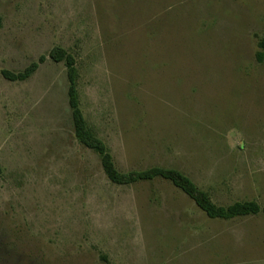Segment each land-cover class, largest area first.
I'll return each instance as SVG.
<instances>
[{
  "label": "rangeland",
  "instance_id": "rangeland-1",
  "mask_svg": "<svg viewBox=\"0 0 264 264\" xmlns=\"http://www.w3.org/2000/svg\"><path fill=\"white\" fill-rule=\"evenodd\" d=\"M264 0H0V264H264V216L209 218L164 179L117 185L75 135L81 109L123 172L177 169L264 206ZM47 56L27 81L2 75Z\"/></svg>",
  "mask_w": 264,
  "mask_h": 264
},
{
  "label": "trees",
  "instance_id": "trees-1",
  "mask_svg": "<svg viewBox=\"0 0 264 264\" xmlns=\"http://www.w3.org/2000/svg\"><path fill=\"white\" fill-rule=\"evenodd\" d=\"M257 60L264 61V37L260 39ZM49 56L55 62H65L69 81L68 99L72 112L75 135L78 141L85 147L93 150L100 157L103 170L108 179L117 185H133L139 182L164 179L173 186L184 192L195 204L211 219L233 220L235 218L248 217L262 214L264 206L256 200L237 201L229 205H220L213 201L211 195L202 190L197 184L183 172L174 168L152 167L142 171H121L114 160L109 146L89 126L81 109L80 95L78 90V68L75 56L60 46L53 48ZM47 56L43 55L36 62H32L24 70L14 72L8 69L1 71L4 78L13 82L29 80L44 63Z\"/></svg>",
  "mask_w": 264,
  "mask_h": 264
}]
</instances>
